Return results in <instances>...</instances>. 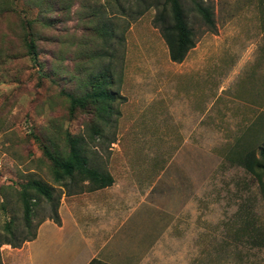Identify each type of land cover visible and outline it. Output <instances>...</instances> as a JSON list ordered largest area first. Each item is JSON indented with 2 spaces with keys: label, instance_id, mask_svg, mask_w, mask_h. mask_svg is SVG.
I'll list each match as a JSON object with an SVG mask.
<instances>
[{
  "label": "rangeland",
  "instance_id": "374dc122",
  "mask_svg": "<svg viewBox=\"0 0 264 264\" xmlns=\"http://www.w3.org/2000/svg\"><path fill=\"white\" fill-rule=\"evenodd\" d=\"M180 1L194 47L178 63L156 20L165 0H0V264L2 242L32 236L64 194L90 192L88 181L57 183L44 154L66 156L68 133L126 194H144L181 148L170 180L193 182L164 192L178 213L192 199L177 246L184 264H264V170L254 165L264 146V0ZM105 71L110 115L72 108L69 95L91 91ZM33 178L54 198L36 197L27 225L20 190Z\"/></svg>",
  "mask_w": 264,
  "mask_h": 264
},
{
  "label": "crops",
  "instance_id": "0c3cea01",
  "mask_svg": "<svg viewBox=\"0 0 264 264\" xmlns=\"http://www.w3.org/2000/svg\"><path fill=\"white\" fill-rule=\"evenodd\" d=\"M184 142L192 146L188 139ZM181 151H175L144 194L124 193V186L111 172L114 182L110 186L64 194L58 206L60 223L51 218L41 221L33 239L20 247L10 245L4 264H184L177 246L195 218L186 212L192 199L178 213L170 204V193L164 192L166 187L186 188L193 182L170 180L171 167Z\"/></svg>",
  "mask_w": 264,
  "mask_h": 264
},
{
  "label": "trees",
  "instance_id": "16d2710c",
  "mask_svg": "<svg viewBox=\"0 0 264 264\" xmlns=\"http://www.w3.org/2000/svg\"><path fill=\"white\" fill-rule=\"evenodd\" d=\"M164 5L165 6L156 17V20L157 23L161 24L162 34L169 48L170 59L174 62L180 63L184 60L188 51L194 47L193 32L189 27L180 0H165ZM196 10L203 16L210 26H213L212 14L208 7L197 3ZM26 43L28 53L36 55L35 44L32 41H26ZM91 82V91L86 92L82 96H76L73 94L69 95L71 106L72 108L79 107L81 109H86L89 106L94 105L100 118L105 119V117L111 113L110 103L114 99V94L108 86L110 84L108 71L102 72L100 75L93 78ZM94 131L99 133L96 128H94ZM66 140L69 145V150L66 156L44 149V154L48 156L52 163L53 176L57 183H63L61 185L68 188L69 184L66 183V180H69L72 185L88 181L86 185H90V188H88L89 191L104 188L113 184L114 179L108 171L100 170L88 164L87 157L83 155L81 138L68 133ZM250 157H247L244 164L250 172L257 173L251 164L253 163V160H249ZM254 165L257 168L264 170V146L260 149V158L255 161ZM53 191V187L35 178L30 179L23 184L22 189L20 190V197L23 205L24 219L27 225H31L32 223L35 205L34 200H36V197H44L47 200L52 201L54 198ZM32 192H35L36 196H33ZM58 206L59 201L54 204V213L50 217L56 223H60ZM35 236L36 232H34L32 236L24 238L19 242H13L6 239L2 243L9 244L12 247H19L25 241L31 240Z\"/></svg>",
  "mask_w": 264,
  "mask_h": 264
}]
</instances>
